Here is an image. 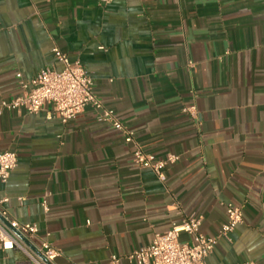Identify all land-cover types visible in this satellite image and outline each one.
Wrapping results in <instances>:
<instances>
[{
	"label": "crops",
	"instance_id": "obj_1",
	"mask_svg": "<svg viewBox=\"0 0 264 264\" xmlns=\"http://www.w3.org/2000/svg\"><path fill=\"white\" fill-rule=\"evenodd\" d=\"M55 46L145 153L179 159L165 181L137 167L134 143L90 105L66 123L51 104L0 110V153L18 155L0 224L21 244L0 245V264H39L41 239L60 252L47 264H136L125 256L183 217L217 236L227 204L243 221L206 264H264V0H0V103L21 93L18 74L62 68ZM2 211L37 237L24 242Z\"/></svg>",
	"mask_w": 264,
	"mask_h": 264
},
{
	"label": "built area",
	"instance_id": "obj_2",
	"mask_svg": "<svg viewBox=\"0 0 264 264\" xmlns=\"http://www.w3.org/2000/svg\"><path fill=\"white\" fill-rule=\"evenodd\" d=\"M112 0H103L108 3ZM56 59L62 64L61 69L51 67L43 68L39 73L25 80L18 74L21 93L10 101H2L0 110L4 108H24L28 113L35 114L41 111L46 104L52 105V113L58 115L63 123L82 113L87 106H92L97 111V119L110 123L119 130L126 143H134L133 162L142 169H151L161 181L166 180V168L175 163L179 155L169 153L164 158H155L154 155L145 153L135 141V133L130 130L112 109L105 108L102 101L93 91L91 74L80 61L72 62L68 55L57 46L53 48ZM194 118L197 109L194 105L185 109ZM17 152L7 150L0 153V181L6 182L11 172L17 166ZM45 209L46 202L43 201ZM227 222L224 223L217 236H208L201 232L202 217L189 215L176 222L172 227L163 232L156 233L152 242L144 247L132 251L125 256L130 262L136 264H206V259L215 250L219 240L228 237L236 226L243 221L242 207L233 204L226 205ZM1 215L8 220L10 226L28 239L38 235V226L34 223H19L9 220L6 211ZM181 233L190 236L189 241L180 239ZM0 245L3 249H11L21 245L15 237L0 224ZM43 257L40 260L30 257L39 264L53 263L59 255V250L48 240L41 239L37 246ZM123 256L112 254L109 264H122ZM242 264H258L254 261H245Z\"/></svg>",
	"mask_w": 264,
	"mask_h": 264
},
{
	"label": "water",
	"instance_id": "obj_3",
	"mask_svg": "<svg viewBox=\"0 0 264 264\" xmlns=\"http://www.w3.org/2000/svg\"><path fill=\"white\" fill-rule=\"evenodd\" d=\"M17 234H18V236H19L24 242H26L27 244H29V241H28L23 235H21L19 232H17ZM39 255H40L41 258L43 259L42 255H41V254H39Z\"/></svg>",
	"mask_w": 264,
	"mask_h": 264
}]
</instances>
